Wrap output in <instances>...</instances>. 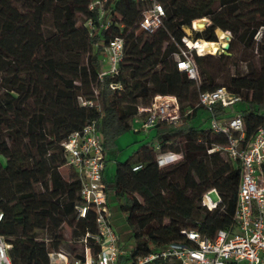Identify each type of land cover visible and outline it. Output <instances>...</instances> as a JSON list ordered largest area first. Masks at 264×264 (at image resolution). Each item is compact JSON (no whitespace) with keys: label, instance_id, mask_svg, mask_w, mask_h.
Returning a JSON list of instances; mask_svg holds the SVG:
<instances>
[{"label":"trees","instance_id":"1","mask_svg":"<svg viewBox=\"0 0 264 264\" xmlns=\"http://www.w3.org/2000/svg\"><path fill=\"white\" fill-rule=\"evenodd\" d=\"M92 1L0 0V235L10 245L12 264H50L49 253L62 247L64 225L72 228L73 237L96 231L93 212L77 219L80 182L74 174L66 180L59 170L65 165L61 143L87 122L96 121L108 157L116 140L132 129L129 119L139 105H149L156 95L176 96L185 121L180 127L158 125L151 140H141L133 156L117 164L112 181L105 180L113 223V207L124 215L120 246L131 250L120 264L185 242L182 231L213 238L234 223L240 167L221 152H209L225 138L208 128L206 110L194 121L202 109L196 107L200 92L226 87L239 96L235 106L217 107L216 113L219 118L241 113L247 139L264 125V0H158L166 16L152 34L138 30L143 3L114 0L107 4L106 18L117 14L123 29L114 26L90 36L78 22L97 17L98 9L89 10ZM204 16L211 25L195 40L216 42L217 29L230 31L228 59L240 47L255 48L254 37L261 34V70L255 76L214 83L202 70L212 55L194 56L200 86L177 68L185 32L175 22L190 25ZM117 35L126 41L120 73L100 81L103 46ZM112 82H120L122 89L111 90ZM80 97L98 98L101 112L82 107ZM185 107L192 113L184 116ZM154 147L180 153L183 160L160 168ZM139 164L142 168L133 171ZM212 188L221 203L209 211L201 201Z\"/></svg>","mask_w":264,"mask_h":264},{"label":"built area","instance_id":"2","mask_svg":"<svg viewBox=\"0 0 264 264\" xmlns=\"http://www.w3.org/2000/svg\"><path fill=\"white\" fill-rule=\"evenodd\" d=\"M114 0H93L89 10L97 11V17L85 18L82 25L90 36L101 31H110L114 26L119 30L123 24L115 20L117 14L106 18L107 4ZM143 3L145 8L138 22V30L152 34L163 26L165 9L158 0H134ZM195 20L192 22L194 23ZM205 27L211 22L207 20ZM198 31L196 28H194ZM220 30V29H217ZM216 30V35H217ZM222 38L217 35L221 51H226L232 40L230 31H223ZM220 40V41H219ZM196 41V40H195ZM185 43V42H184ZM196 43V42H195ZM181 50L177 68L185 72L192 80L199 79L197 64L193 52L197 55H215L211 51H199L187 45ZM125 38L117 35L110 38L103 46L100 55L99 80L108 76H118L125 58ZM113 91L122 89L120 82L109 85ZM98 95V91L95 90ZM241 98L226 87L199 93L196 107L210 114L207 126L217 136L225 138L224 144H215L209 152L218 151L234 165H239L241 176L238 186L234 223L219 230L213 238L204 236L197 230L182 231L185 242H172L164 248L140 255L125 264H264V125L247 139L243 115L235 113L226 118H219L216 108L229 110ZM82 107H97L101 112L98 98L86 101L79 98ZM192 113V109L185 116ZM140 120L139 132L148 134L160 124L179 127L183 115L179 100L174 95H156L147 106H140L136 115ZM65 165L68 166L80 182V200L75 206L77 219L86 218L88 212L94 213L96 231L87 232L79 242L82 250L59 248L49 253L50 264H120L121 256L131 253L120 246V232L112 221L107 198L104 172L107 155L97 130L95 120L87 122L80 130L72 132L62 143ZM159 149V148H158ZM183 155L172 151L157 153L160 168L179 163ZM142 168L135 165L133 171ZM221 197L215 188L204 193L201 205L209 211L217 209ZM3 217L0 212V221ZM95 247L98 248L95 251ZM10 245L0 235V264H12L9 256Z\"/></svg>","mask_w":264,"mask_h":264},{"label":"rangeland","instance_id":"3","mask_svg":"<svg viewBox=\"0 0 264 264\" xmlns=\"http://www.w3.org/2000/svg\"><path fill=\"white\" fill-rule=\"evenodd\" d=\"M209 17V16H208ZM204 16L205 20L210 21V19ZM202 18H199L197 20H200ZM196 21V20H195ZM83 20L80 19L78 24L82 25ZM207 22V21H206ZM177 26L182 27V29L185 32V37L191 39L192 41H195L196 39V33H203L207 27L206 25L203 26L200 30L196 31L193 28V23L188 25V23L184 21L175 22ZM206 24V23H205ZM195 27L197 29V25L195 24ZM219 30H217V35H219ZM216 35V36H217ZM184 37V38H185ZM261 34L257 33V35L254 37L255 42V48L248 49L244 47H240L238 50H235L234 55L231 58H226L225 56L229 55V53L226 51L219 50L215 55H212V59L209 58L207 61L203 62V68L208 76H211L215 79L214 83L217 84H225L228 83L229 80L232 77H244V76H255L256 72H259L261 70L260 61L257 54V44L260 40ZM184 38L182 39L183 46H180V49L185 50L187 46L184 43ZM218 39V38H217ZM204 41H209L206 39H201ZM220 41V40H219ZM217 42V41H216ZM220 43V42H218ZM230 45L227 49H229ZM194 56L197 55L196 52L192 53ZM198 73H199V79L197 80L198 85L200 86L202 84V78H201V68L197 64ZM249 95H252V92H249ZM143 106L142 104L139 105ZM190 108L185 107L184 108V116L186 112L189 111ZM138 111V109H137ZM206 111L204 109H201L198 112V115L194 116V121H200L204 116H206ZM129 122L131 126H140V120L137 116H133L129 119ZM185 121H182V124H184ZM180 125V126H181ZM179 126V127H180ZM153 130V135H155L156 129ZM145 140L149 141L151 140V137H149L147 134L143 132L136 133L134 132V129L132 128L130 131L122 134L117 140H116V146L110 152L108 156V162H107V169L105 171V176L107 178V181H112L114 178L116 167L118 163H124L127 162L134 154V152L138 149V146L140 145V141ZM159 151L158 148H153V154H157ZM61 175L68 180L70 176L73 174L72 170L66 166L63 165L60 169ZM138 199L141 203H144V200L138 196ZM114 206H116L114 204ZM166 220L165 222H167ZM62 234L64 235V241L62 243V247L66 248L68 250H82L83 245L79 242L82 237H73L72 235V228L68 225H64L62 228ZM41 238H45V236L41 233ZM129 247V246H128ZM125 250L128 249L127 247L124 248Z\"/></svg>","mask_w":264,"mask_h":264},{"label":"bare ground","instance_id":"4","mask_svg":"<svg viewBox=\"0 0 264 264\" xmlns=\"http://www.w3.org/2000/svg\"><path fill=\"white\" fill-rule=\"evenodd\" d=\"M207 20L205 19H201V20H197L193 23V28L195 27V24L197 25V30L203 28V26L205 25ZM219 36L220 38H222V32L219 30ZM184 42L189 45L192 48H197L199 51H205V52H213V53H217L220 49L219 44L217 42H208V41H204L201 39H198L196 41H192L191 39L185 37L184 38ZM196 42V43H195Z\"/></svg>","mask_w":264,"mask_h":264},{"label":"crops","instance_id":"5","mask_svg":"<svg viewBox=\"0 0 264 264\" xmlns=\"http://www.w3.org/2000/svg\"><path fill=\"white\" fill-rule=\"evenodd\" d=\"M132 128L134 129V132H138L139 133V131L137 130L138 127H136L134 125V126H132ZM147 135L149 137L153 136V130H151ZM107 162H108V159H107ZM106 169H107V165H106ZM104 179L107 180V178L105 176V172H104ZM113 219H114V224H115V226L117 227L118 230H119V228L124 227V223H125L124 215L120 212V210L117 207H113Z\"/></svg>","mask_w":264,"mask_h":264}]
</instances>
